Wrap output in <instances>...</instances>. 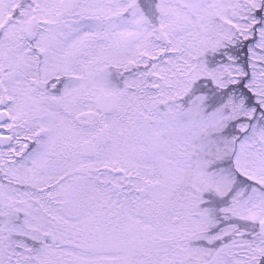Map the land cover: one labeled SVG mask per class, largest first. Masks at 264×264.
<instances>
[{
    "label": "snow or ice",
    "instance_id": "6c2138e0",
    "mask_svg": "<svg viewBox=\"0 0 264 264\" xmlns=\"http://www.w3.org/2000/svg\"><path fill=\"white\" fill-rule=\"evenodd\" d=\"M0 264H264V0H0Z\"/></svg>",
    "mask_w": 264,
    "mask_h": 264
}]
</instances>
